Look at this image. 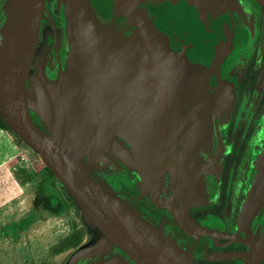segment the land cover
Returning <instances> with one entry per match:
<instances>
[{
  "label": "water",
  "instance_id": "obj_1",
  "mask_svg": "<svg viewBox=\"0 0 264 264\" xmlns=\"http://www.w3.org/2000/svg\"><path fill=\"white\" fill-rule=\"evenodd\" d=\"M63 2L67 69L57 84L40 77L32 105L26 82L45 0L10 1L0 39V117L38 154L88 222L126 255L96 264H194L161 228L96 182L86 165L135 176L184 229L206 233L183 209L217 199L221 158L212 133L231 113L250 54L252 18L230 0ZM30 111L41 116L47 132ZM165 182L180 207L159 196ZM263 203L264 153L244 217ZM263 255L264 235L249 253L230 257L260 264Z\"/></svg>",
  "mask_w": 264,
  "mask_h": 264
},
{
  "label": "flooded vegetation",
  "instance_id": "obj_2",
  "mask_svg": "<svg viewBox=\"0 0 264 264\" xmlns=\"http://www.w3.org/2000/svg\"><path fill=\"white\" fill-rule=\"evenodd\" d=\"M10 1L0 0V25L7 17ZM214 1L222 3L226 0ZM231 1L241 3L250 14L253 35L228 121L219 133H212L213 151L221 158L217 199L183 209L185 215L206 233L184 229L175 214L168 207L157 205L149 193L139 199L141 193L135 176L126 171L109 167H92L89 171V175L104 189L123 198L129 209L139 213L154 227L161 228L180 249L190 254L194 264H245L243 259L230 256L249 253L254 243L264 235V203L247 217L243 214L249 191L257 177L255 162L264 153V6L257 0ZM44 5L39 38L26 82L29 90L33 89L31 85L38 81L39 76H46L49 83L57 84L67 69L68 21L64 2L45 0ZM30 115L34 123L46 130L38 115L32 111ZM165 177L170 180L167 173ZM159 196L180 207L167 182ZM105 254H96V259L126 257L116 246ZM260 264H264V255Z\"/></svg>",
  "mask_w": 264,
  "mask_h": 264
},
{
  "label": "rangeland",
  "instance_id": "obj_3",
  "mask_svg": "<svg viewBox=\"0 0 264 264\" xmlns=\"http://www.w3.org/2000/svg\"><path fill=\"white\" fill-rule=\"evenodd\" d=\"M6 19L3 25H0V39ZM46 80L48 81L47 78ZM40 81L39 76L38 81L31 85L33 89L29 90L32 105L37 101L36 86ZM38 117L41 118L40 115ZM44 126L46 127L45 124ZM23 149L26 150L30 160L32 156L34 161L32 165L20 163V166H28L27 168L35 174L32 175L30 182L33 184L35 182L37 188H42L44 201L34 202L28 213L20 212L16 208L12 212L0 210V264H96L101 261L97 260L95 255L106 256L105 253L115 245H110L101 232L88 222L84 214L68 202L66 192L54 179L48 177L42 160L31 149L24 147ZM258 161L255 162L256 169ZM86 166L89 171L92 167L98 169L103 167L98 164ZM134 179L139 187L141 193L139 199H141L148 192L143 186L141 187L136 177ZM108 188L113 192L110 186ZM56 197L57 202L54 207L53 200H56ZM118 198L126 204L123 198ZM73 234L80 237L76 247L66 248L58 253L53 251L55 246Z\"/></svg>",
  "mask_w": 264,
  "mask_h": 264
},
{
  "label": "crops",
  "instance_id": "obj_4",
  "mask_svg": "<svg viewBox=\"0 0 264 264\" xmlns=\"http://www.w3.org/2000/svg\"><path fill=\"white\" fill-rule=\"evenodd\" d=\"M21 149L12 136L0 128V210L7 212H12L16 208L20 212L28 213L34 202L44 201L42 188H37L35 182L34 184L30 182L32 175L35 174L27 168L28 166H20L21 162L17 161ZM33 161L31 156L27 165H32ZM53 201L55 207L57 197Z\"/></svg>",
  "mask_w": 264,
  "mask_h": 264
},
{
  "label": "trees",
  "instance_id": "obj_5",
  "mask_svg": "<svg viewBox=\"0 0 264 264\" xmlns=\"http://www.w3.org/2000/svg\"><path fill=\"white\" fill-rule=\"evenodd\" d=\"M0 128L5 130V131H7L12 136L13 140L17 143L18 146H20L22 148L24 147V148H29L30 149V147L15 132H13L6 124H4V122L1 119V117H0ZM34 153L38 156V154L36 152H34ZM44 169L48 173V177H50L51 179H54L61 186V188L66 192V194H67L66 197H67L68 202L71 205H73L74 207H76L80 211V208L78 207V205L75 202V200L70 196V194L67 192V190L55 178L53 172L46 166H44ZM79 242H80L79 235L73 234V235L67 237L65 240H63L58 246H55L53 248V251L58 253V252L63 251L66 248L76 247L79 244Z\"/></svg>",
  "mask_w": 264,
  "mask_h": 264
},
{
  "label": "built area",
  "instance_id": "obj_6",
  "mask_svg": "<svg viewBox=\"0 0 264 264\" xmlns=\"http://www.w3.org/2000/svg\"><path fill=\"white\" fill-rule=\"evenodd\" d=\"M17 160L21 163H28L30 162V157L27 155L26 150L23 148L19 150V153L17 155Z\"/></svg>",
  "mask_w": 264,
  "mask_h": 264
}]
</instances>
